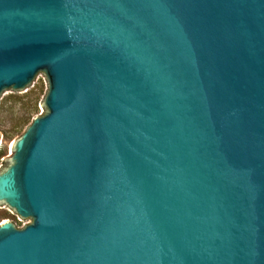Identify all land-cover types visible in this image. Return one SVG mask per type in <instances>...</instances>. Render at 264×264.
Segmentation results:
<instances>
[{"label":"water","instance_id":"water-1","mask_svg":"<svg viewBox=\"0 0 264 264\" xmlns=\"http://www.w3.org/2000/svg\"><path fill=\"white\" fill-rule=\"evenodd\" d=\"M39 82L0 264H264V0H0V113Z\"/></svg>","mask_w":264,"mask_h":264},{"label":"rangeland","instance_id":"rangeland-1","mask_svg":"<svg viewBox=\"0 0 264 264\" xmlns=\"http://www.w3.org/2000/svg\"><path fill=\"white\" fill-rule=\"evenodd\" d=\"M47 91L41 82L30 90L19 101L10 96L3 111L0 113V142L4 145L0 149V172L9 164L13 143L21 136L32 120L44 114L43 100ZM35 110L33 111V107ZM27 119V122L23 123ZM12 222L17 228L24 224L0 212V223Z\"/></svg>","mask_w":264,"mask_h":264},{"label":"trees","instance_id":"trees-1","mask_svg":"<svg viewBox=\"0 0 264 264\" xmlns=\"http://www.w3.org/2000/svg\"><path fill=\"white\" fill-rule=\"evenodd\" d=\"M32 109H33V111H34V110H35V106H34ZM27 119H28V117L24 120L23 123L27 122Z\"/></svg>","mask_w":264,"mask_h":264}]
</instances>
